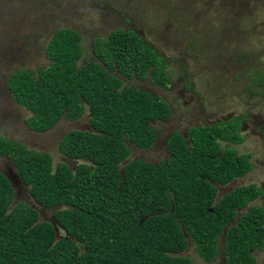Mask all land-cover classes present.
I'll use <instances>...</instances> for the list:
<instances>
[{"label":"trees","instance_id":"trees-1","mask_svg":"<svg viewBox=\"0 0 264 264\" xmlns=\"http://www.w3.org/2000/svg\"><path fill=\"white\" fill-rule=\"evenodd\" d=\"M81 38L74 28L56 30L45 47L50 64L37 73L17 69L8 79L15 101L31 112V130L45 132L86 111L90 129L69 132L59 145L80 161L75 168H54L51 154L0 134V156L16 165L37 204L56 209L52 222L27 203L13 204V184L0 170V264H195L185 254L188 237L213 261L223 234L226 264H256L264 205L251 203L264 189L253 182L219 195L220 186L253 169L250 154L234 147L246 140L245 117L172 133L158 161L131 157V145L154 147L157 122L172 107L127 80L149 77L168 89V60L143 34L120 27L96 38L95 59L79 64ZM259 74L253 83L264 85V68Z\"/></svg>","mask_w":264,"mask_h":264},{"label":"rangeland","instance_id":"rangeland-1","mask_svg":"<svg viewBox=\"0 0 264 264\" xmlns=\"http://www.w3.org/2000/svg\"><path fill=\"white\" fill-rule=\"evenodd\" d=\"M64 27L81 34L79 64L95 59L96 38L120 27L143 34L168 60V89L158 87L149 77L127 80L162 96L172 107L171 117L157 123L154 147L142 150L131 145V157L158 161L165 157L172 133L187 136L192 126L242 115L250 119L251 129L246 127L247 119L242 131L246 140L234 147L238 153L250 154L253 169L220 186L219 195L253 182L264 188V85L253 83L264 68V0H0V134L51 154L54 168L60 162L75 168L80 161L64 156L59 145L69 132L90 129L88 111L80 119L61 118L51 129L35 132L27 125L31 112L15 101L7 87L17 69L37 73L50 64L45 47L56 30ZM0 170L13 184V204L27 203L39 211L40 220L54 222L56 209L35 202L9 157L0 156ZM253 204L264 205V197ZM223 237L213 261L203 259L189 237L185 254L195 264H226ZM254 254L256 264H264V250L256 248Z\"/></svg>","mask_w":264,"mask_h":264},{"label":"flooded vegetation","instance_id":"flooded-vegetation-1","mask_svg":"<svg viewBox=\"0 0 264 264\" xmlns=\"http://www.w3.org/2000/svg\"><path fill=\"white\" fill-rule=\"evenodd\" d=\"M247 119H249V118H245L244 122H245V121L247 122V121H248ZM244 122H243L242 125H241V126H242L241 131H244V128H243V125L245 124ZM249 122H251L250 119H249L248 123L246 124V127H248L249 129H251V126H250V123H249ZM157 123H158V122H157ZM261 187L263 188V186H261ZM263 189H264V188H263Z\"/></svg>","mask_w":264,"mask_h":264}]
</instances>
